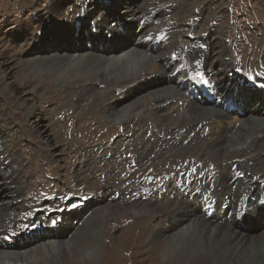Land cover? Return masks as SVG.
<instances>
[{"label":"bare ground","instance_id":"6f19581e","mask_svg":"<svg viewBox=\"0 0 264 264\" xmlns=\"http://www.w3.org/2000/svg\"><path fill=\"white\" fill-rule=\"evenodd\" d=\"M54 1L49 12L55 16L41 19L49 30L39 34L35 45L26 46L35 40L34 37L26 40L27 44L25 40L21 41L24 53L18 54L20 57L16 58L15 64L10 62L11 57L0 53L3 58L0 59V88L5 92L10 89L7 94L12 98V104L22 110L26 120L36 125L45 147L52 148L54 145L49 134L35 124L42 116L39 111H34L35 103L29 96L37 86L32 84L33 78L28 81L30 84L26 83L24 77L27 70L26 73L21 70L24 72L21 74L18 65L66 85L65 91L70 100L78 89L85 91L88 98H93V106H99L109 120L119 123L111 126L100 119L96 122L99 126L97 138L105 140L106 158L112 162L113 171L119 165L120 174H127L129 169L120 160L121 157L133 158L136 163L132 168L140 169L142 159L146 163L152 161L153 153L158 152V145L159 151L166 148L173 154L182 153L181 149L186 146L196 148L192 158L181 164L183 173L165 180L169 173L162 167L159 176L162 187L156 195L162 196L163 203L159 206L144 203L132 208L134 214L141 215L150 211L162 214L158 211L160 208L173 207V211L165 215V224L161 223L156 235H152V244L162 242L164 245V261L173 264H264V207L258 206V201L264 198V191L260 190L264 189V175L253 172L256 158L264 157V80L258 79L256 85L249 87L250 90H241L246 74L235 73L232 76L240 85H236L232 96L227 97L226 92L232 87L225 81L229 82L234 68L229 59V47L213 48L208 45L209 42L198 46V22L187 25L194 35L184 36L188 30H179L177 23L168 20L174 17L165 14L172 10V0H70L82 1V15L78 18L68 16L64 21L57 18L63 16L66 10L63 5L65 0H59L60 7L53 6ZM188 1L192 3V0ZM243 3L246 4V0L239 1L242 7ZM147 8L151 11L143 12ZM157 11L162 13L156 20ZM145 14L148 16L145 17ZM79 19L85 24L83 21L77 23ZM126 19V33L122 35L124 25L118 23ZM26 20L23 19V22ZM93 23L95 28L101 29L95 34L92 31L94 26H91ZM12 28L16 41L27 34L26 28L19 27V23ZM130 28H134L133 34H130ZM159 33L167 34L166 38L154 42L147 39ZM212 34L207 31L202 38H210ZM89 36L100 39V44H87ZM256 50L259 53V49ZM13 67L16 68L14 72L11 71ZM202 80L215 86L221 97L231 99L230 105H234L235 109L225 108L227 101L224 99L219 106L204 99L199 89ZM18 84L26 85L25 93L20 92L21 85ZM93 95L100 96L102 102L96 103ZM74 102L76 109H82V103ZM138 116L141 117L139 126L130 128L123 124L129 122L128 118ZM5 117L0 111V128L8 137L4 141L10 143L15 137ZM67 117L65 114L52 120L53 130L54 121H63ZM73 128L69 125L64 131L71 132ZM117 135L120 137L116 138ZM77 136L81 137L79 133ZM185 137H189L188 143ZM95 154L91 162L103 160V149H97ZM10 169V164L0 158V192H4L0 195V264H33L37 258L43 261L42 264H51L52 260H62V264H89L85 259L98 262L104 242L99 222L109 213L118 214L114 204L111 203L108 209L104 207L105 211L100 209V214L96 216L89 206L78 210L77 207L71 208L66 201H60L50 209L46 201L39 204L41 208L33 207L24 197L18 173H9ZM233 170L241 174L239 181H234ZM164 173L167 176H162ZM255 189L258 194L256 203H251L249 216L240 219L237 211ZM200 191L218 197L220 203L227 196L233 206L230 207V217L218 212L209 219L201 209L194 208L189 197ZM101 200L105 201L104 198ZM218 207L220 209L221 204ZM67 210H73L71 216V213H66ZM61 215L63 220H59ZM71 217L79 222L75 225ZM53 221L56 223L53 224ZM242 221H247L248 225L242 227ZM28 225L39 229L37 234L21 235L19 241L17 239L10 246L6 239ZM44 225L59 228L49 230L48 227L44 231L41 229ZM16 227V232H7ZM84 237L88 238L87 245L71 248ZM65 248L73 254L72 259L64 253ZM79 256L83 258V263Z\"/></svg>","mask_w":264,"mask_h":264},{"label":"rangeland","instance_id":"374dc122","mask_svg":"<svg viewBox=\"0 0 264 264\" xmlns=\"http://www.w3.org/2000/svg\"><path fill=\"white\" fill-rule=\"evenodd\" d=\"M92 1L96 2V0ZM172 1L173 3L170 5L172 10L165 14L168 17H174L168 20L177 23L179 30H188L184 36L192 34L187 25L190 22H198L196 28L198 46L207 45V42H209L208 45L213 48L222 45L229 47L231 53L229 59L234 64V68L229 75V82L225 81L232 87L226 92L227 97L232 96L236 85H240L238 80L232 76L235 73L246 74L244 80H242L241 90H250L249 87L256 85L258 79L264 80V0H246V4L243 3L244 7L239 4L240 0H192V3L188 0ZM64 2L63 5L66 10L63 16L57 18L58 21H64L68 16L78 18L82 15V1L65 0ZM51 3L52 0H0V53L11 57V60H9L12 64H15L16 58L20 57L18 54L24 53V48L21 46L24 40V43L27 44L28 39L34 37L35 40H29V45H26L33 46L39 39V34H45L49 30L45 27V21L41 19L45 16L50 18L55 16L51 11L49 12ZM60 4V1L56 0L52 5L60 7ZM259 7L262 9H259ZM147 11L151 10L147 8L143 12ZM143 12L138 13V15ZM161 13L162 11L155 13L157 15L156 20ZM147 16L148 14H145V17ZM182 17L188 18L184 19ZM25 18L27 20L23 22ZM82 21V19H79L77 23L80 22L81 24ZM47 22V25L50 24V20ZM17 23H19V27H25L27 30L26 36L24 38L20 37L18 41L12 36L14 29L12 27ZM53 23L55 24V22ZM123 23L122 33L126 27L127 19L126 21L122 20L120 25L123 26ZM159 28L160 26H158ZM130 29L132 30L130 34H133L134 28ZM207 31L214 34L210 38L203 39L202 36ZM111 36L109 39H111ZM49 38L53 39L51 36ZM190 38L194 39L193 36H190ZM133 39L136 38L133 37ZM87 44H100V39L89 36ZM256 48L259 49V53L256 52ZM0 59L3 60L2 56H0ZM17 67L21 74H24L21 70H24L25 73L27 70L28 74H26L28 76L25 74L24 77L26 83L30 84L28 81L34 79L32 84L37 88L35 92H30L29 96L35 103L34 111H39L42 116V119H38L35 124L49 134L54 145L52 148L45 147L40 138L41 134L35 128L36 125L28 119L26 120L22 110L12 104V98L7 94L10 89L5 92L0 88V111L2 115L6 116L8 127H11L15 137L14 141L10 140V143L4 141V138L8 139V137L6 138L5 131L0 128V139L3 138V140H0V158L10 164L9 173H18L25 199L32 203L31 206L38 208H41L39 204L42 201H46L49 209L60 201H66L71 208L73 205L83 204L84 208L89 206L91 213L95 216L100 214V209L105 211V208L108 209L111 203L114 204V209L118 211V214L115 212L113 214L109 213L99 222L101 235L104 238L99 261L93 263V261L85 259L89 264H173L162 259L164 251L162 242L155 245L151 243L153 233L156 235L158 229L162 226L160 224H165V215L173 211V207L160 208L158 211L163 212L162 214L150 211L141 215L134 214L132 208L144 203H151L155 206L163 203L161 201L162 196L156 195L162 187V179L159 177L162 167L169 173L168 176L167 173L162 174V176H167L164 178L165 180L171 178L172 175L183 173L184 168L181 164L184 163V160L189 161L192 158L196 153V148L186 146L181 149L183 150L182 153L175 152L173 154L169 153L166 148H164V151H159L158 145L156 149L158 152L157 154L153 153L152 161L146 163L142 159L140 169L132 168L133 164L136 163L133 158L123 159L124 157H121L120 160L129 169L127 174H120L119 165L113 171L112 162L106 158L105 140L104 138H97L96 134L99 126L96 122L100 119L111 126L119 123L109 120L101 112L99 106H93L91 104L93 98H88L85 91L78 89V94L77 91L74 93L75 96L72 100H77L78 103L83 104L82 109H76L75 102L67 96L66 85L59 83L57 80H49L45 75H39L37 72L34 73L25 67H19V65ZM15 70L16 68L13 67L11 71L14 72ZM13 83L16 84V80ZM20 85L18 84V86ZM25 86L21 85V88H19L21 91H18L25 93ZM92 97L95 98L96 103L100 104L102 102L100 96L93 95ZM54 101L60 102L54 103ZM43 105H46V107H43ZM65 114L68 117L63 121H54L53 130L52 120ZM140 119L139 116L128 118L129 122H123V124L135 128L139 126L138 120ZM69 125L74 127L72 133L64 131L65 127ZM95 127L97 129L92 130ZM77 133L81 137L77 136ZM119 137V135L116 136V138ZM185 138L188 143L189 137ZM69 140L72 142H69ZM99 148L104 150L103 160H93L91 162L92 158L96 157L95 151ZM55 149L59 152H54ZM89 161L91 163L88 164ZM254 165L253 172L259 176L264 175V157L261 159L257 157ZM3 182L5 181L3 180ZM260 190L264 191V189ZM202 192L205 191H200V193ZM3 193L0 192V195H3ZM253 196L255 199L258 197L256 189L252 192L251 198ZM102 198L105 201H102ZM95 199L98 200L94 201ZM189 200L194 208L201 209L197 197L193 199L189 197ZM253 203H256V201ZM199 213L201 214V211ZM57 214L60 215L59 212ZM17 222L19 223V220ZM240 224L242 227L248 225L245 223ZM235 226L238 225L235 224ZM44 227L45 229L48 228L47 225H44ZM17 230L16 227L7 232L13 233ZM87 239L84 237L81 241H76L77 244L75 243L71 248L73 249L75 246L82 248L83 244L87 245ZM64 253H67L68 257L72 259L73 254L70 251L68 252V248L64 249ZM74 253H77V251ZM79 258L83 263V258L81 256ZM42 262L41 259L37 258L33 264H42ZM58 263L62 264L64 262L62 260H59V262L57 260L51 261V264ZM14 264L22 263L16 262Z\"/></svg>","mask_w":264,"mask_h":264},{"label":"snow or ice","instance_id":"6c2138e0","mask_svg":"<svg viewBox=\"0 0 264 264\" xmlns=\"http://www.w3.org/2000/svg\"><path fill=\"white\" fill-rule=\"evenodd\" d=\"M73 207H76V205H73ZM56 223V221H53V224H55Z\"/></svg>","mask_w":264,"mask_h":264}]
</instances>
